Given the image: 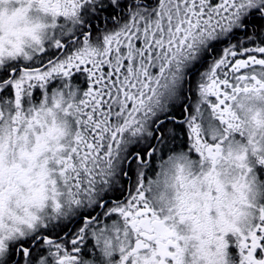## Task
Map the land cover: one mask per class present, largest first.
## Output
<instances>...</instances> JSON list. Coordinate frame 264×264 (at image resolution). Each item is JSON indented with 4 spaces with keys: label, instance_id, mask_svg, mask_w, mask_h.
Segmentation results:
<instances>
[{
    "label": "snow or ice",
    "instance_id": "obj_1",
    "mask_svg": "<svg viewBox=\"0 0 264 264\" xmlns=\"http://www.w3.org/2000/svg\"><path fill=\"white\" fill-rule=\"evenodd\" d=\"M36 2L52 38L8 61L0 49V122L7 112L19 139L18 117L51 101L73 139L37 171L26 151L6 167L14 146L0 137V206L6 192L30 194L24 216L0 212V264H178L177 217L153 205L151 185L162 160L185 153L207 166L218 197L229 146L253 143L240 101L264 95V0ZM247 159L235 157L245 180ZM185 211L186 194L181 223ZM256 215L250 232L222 241L236 264H264V206Z\"/></svg>",
    "mask_w": 264,
    "mask_h": 264
},
{
    "label": "clouds",
    "instance_id": "obj_2",
    "mask_svg": "<svg viewBox=\"0 0 264 264\" xmlns=\"http://www.w3.org/2000/svg\"><path fill=\"white\" fill-rule=\"evenodd\" d=\"M38 11L36 0H0V49L6 61L9 52L30 53L38 41L48 43L52 34L45 31L49 23ZM22 58V57H17ZM60 102V97H57ZM71 102L64 100L66 105ZM247 116V134L252 144L233 142L229 146L231 157L220 162L214 179H218L222 192L217 197L213 181L205 178L207 166L191 165L185 153H175L171 158L160 162L158 176L154 178L149 193L151 201L163 215H176L175 231L181 238V249L178 253V264H236L230 253L226 255L223 239L233 234L250 232L258 219L256 211L264 206V180L259 179L256 158L264 156V95L255 94L241 98ZM38 107L37 113H25L18 117L17 124L23 132L19 139L9 132L7 112L4 121L0 122V137L7 146L9 138L14 147L5 148V166L20 164V153L28 152L35 156V162L23 161L27 168L30 163L37 171L44 166L45 158L51 168L53 156L71 147L73 139L71 124L62 110L52 107L51 101L44 107ZM27 117V119H25ZM39 121L41 128L36 127ZM31 122V123H30ZM35 129V132L33 131ZM40 139L37 141L36 136ZM247 153L246 165L253 168L247 179H243L237 167L235 157ZM185 186L181 187V179ZM6 187L7 179L6 176ZM211 192L212 199H207ZM187 196V206L191 211L183 213L190 219L183 223L179 220V200ZM29 192L5 193L0 212L4 219L22 217L27 211Z\"/></svg>",
    "mask_w": 264,
    "mask_h": 264
},
{
    "label": "flooded vegetation",
    "instance_id": "obj_3",
    "mask_svg": "<svg viewBox=\"0 0 264 264\" xmlns=\"http://www.w3.org/2000/svg\"><path fill=\"white\" fill-rule=\"evenodd\" d=\"M259 179L264 180V169L257 172Z\"/></svg>",
    "mask_w": 264,
    "mask_h": 264
}]
</instances>
